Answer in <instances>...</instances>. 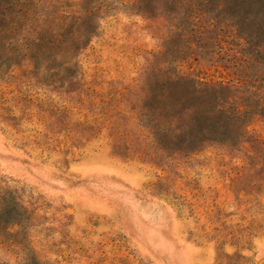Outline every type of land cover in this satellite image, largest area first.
<instances>
[{
    "label": "rangeland",
    "instance_id": "1",
    "mask_svg": "<svg viewBox=\"0 0 264 264\" xmlns=\"http://www.w3.org/2000/svg\"><path fill=\"white\" fill-rule=\"evenodd\" d=\"M12 9L0 264H264V0ZM185 77L231 85L245 132L201 131L198 103L174 121Z\"/></svg>",
    "mask_w": 264,
    "mask_h": 264
},
{
    "label": "trees",
    "instance_id": "2",
    "mask_svg": "<svg viewBox=\"0 0 264 264\" xmlns=\"http://www.w3.org/2000/svg\"><path fill=\"white\" fill-rule=\"evenodd\" d=\"M21 1L22 0H0V30L4 29L5 32L7 25L11 23L10 17L13 13L12 8L14 7V4H18V2ZM18 10L21 16L23 14L21 8ZM3 33L1 34L0 31L1 44L6 43L8 38L7 35L5 33V35H3ZM91 33L92 34L90 35V37L94 35V31ZM87 44L88 42H85L83 43V46L85 47L87 46ZM174 84L176 85V87L180 86V84H188L193 86V88L188 89L187 93L182 95H179V93L176 91L172 103L171 114V118L174 121H181L182 118H185V112L193 109L195 103H198V112H200V116L195 118V120L198 122V124L200 123L201 131H209V129L207 128V125L209 123L213 125L212 127L214 130L212 131L214 133L221 131V127H217L215 125L220 124L222 119H224L226 123L231 124L235 128L238 135L245 132L246 124L242 123V118H244L246 112L245 109L237 108L236 106L233 107V104L235 103V99H237V97L232 96V93H234L235 91L233 90V87L231 85H223L222 83L212 84L210 82L203 81L195 82L188 77L176 79L174 81ZM194 84H196V86H194ZM203 93L206 94V97L201 99V101L195 99L196 95ZM213 119L216 120L212 121ZM175 126V130L179 131L180 126L178 127L177 124H175Z\"/></svg>",
    "mask_w": 264,
    "mask_h": 264
}]
</instances>
